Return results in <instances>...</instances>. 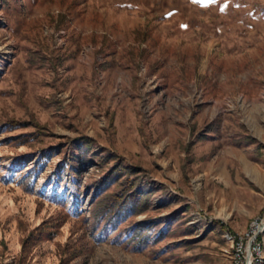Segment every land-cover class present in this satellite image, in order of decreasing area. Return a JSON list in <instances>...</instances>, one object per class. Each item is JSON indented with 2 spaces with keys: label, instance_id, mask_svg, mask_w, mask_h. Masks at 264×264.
Segmentation results:
<instances>
[{
  "label": "rangeland",
  "instance_id": "rangeland-1",
  "mask_svg": "<svg viewBox=\"0 0 264 264\" xmlns=\"http://www.w3.org/2000/svg\"><path fill=\"white\" fill-rule=\"evenodd\" d=\"M115 165L149 204L95 226ZM256 219L264 0H0V264H231Z\"/></svg>",
  "mask_w": 264,
  "mask_h": 264
},
{
  "label": "trees",
  "instance_id": "trees-1",
  "mask_svg": "<svg viewBox=\"0 0 264 264\" xmlns=\"http://www.w3.org/2000/svg\"><path fill=\"white\" fill-rule=\"evenodd\" d=\"M8 124L12 127L25 125L16 120H10ZM80 141L84 145H89L91 140L82 137ZM118 166L111 167L97 182L98 190L91 208V217L95 226L102 224L105 227H115L127 216L141 214L148 207V193L137 182L138 178L135 175L137 170L130 169L124 175L123 168ZM112 182L116 183L115 189L109 190ZM137 227L144 228L143 225ZM140 239L131 236L128 242H133V247L139 249L143 247Z\"/></svg>",
  "mask_w": 264,
  "mask_h": 264
},
{
  "label": "built area",
  "instance_id": "built-area-1",
  "mask_svg": "<svg viewBox=\"0 0 264 264\" xmlns=\"http://www.w3.org/2000/svg\"><path fill=\"white\" fill-rule=\"evenodd\" d=\"M264 219H256L250 225L245 239L236 241L233 254L230 257L231 264H259L262 262L263 241L261 236L264 233ZM234 237L230 236L233 240Z\"/></svg>",
  "mask_w": 264,
  "mask_h": 264
},
{
  "label": "bare ground",
  "instance_id": "bare-ground-1",
  "mask_svg": "<svg viewBox=\"0 0 264 264\" xmlns=\"http://www.w3.org/2000/svg\"><path fill=\"white\" fill-rule=\"evenodd\" d=\"M263 226H264V223H263Z\"/></svg>",
  "mask_w": 264,
  "mask_h": 264
}]
</instances>
